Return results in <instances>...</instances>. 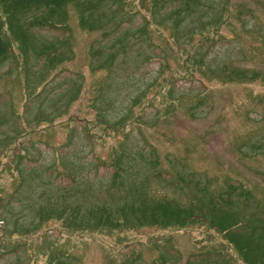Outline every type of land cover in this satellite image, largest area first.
Here are the masks:
<instances>
[{
  "label": "rangeland",
  "instance_id": "374dc122",
  "mask_svg": "<svg viewBox=\"0 0 264 264\" xmlns=\"http://www.w3.org/2000/svg\"><path fill=\"white\" fill-rule=\"evenodd\" d=\"M81 1L8 35L0 264H264V0Z\"/></svg>",
  "mask_w": 264,
  "mask_h": 264
},
{
  "label": "trees",
  "instance_id": "16d2710c",
  "mask_svg": "<svg viewBox=\"0 0 264 264\" xmlns=\"http://www.w3.org/2000/svg\"><path fill=\"white\" fill-rule=\"evenodd\" d=\"M72 1L79 3L78 6L82 8V5L80 4L82 3L81 0H0V61L6 56L8 46H11V42L17 40V37L13 34V40L8 37L9 34L11 35L13 29L30 31L35 27L45 28L62 26L61 24L64 23H60L58 18L62 16L61 13L64 8ZM226 24L227 22H218L212 26V39H217L222 35L223 27ZM5 39L9 40V45L5 44ZM190 68L189 75L191 77L196 76V69L193 66ZM198 79L199 81H202L200 78ZM144 203L142 205H144ZM163 204L164 203L153 205L148 212H145L144 210L139 213L132 209L125 214L121 210L120 216H122L123 219L129 218L131 222H134L132 221V218L136 217V219L143 222L144 225H148L149 223L151 225L161 226L162 229H166L169 226L189 228L191 224H199L209 230L210 226L214 227L218 224L217 218L213 216L199 213L194 214L188 212L189 210L184 211L187 212L188 215L183 216L181 215L182 213H179L181 211L174 207H166V204L163 206ZM96 221L99 223H93L92 225L94 227L96 225L101 226L100 224H104L103 226H113V221H111L108 216H100L99 214L96 217ZM123 222L127 221L123 220ZM139 224L140 223L138 222L136 227H139ZM134 241H137V238L132 239L129 243Z\"/></svg>",
  "mask_w": 264,
  "mask_h": 264
}]
</instances>
